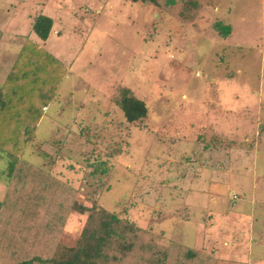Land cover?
Here are the masks:
<instances>
[{
    "label": "rangeland",
    "instance_id": "rangeland-1",
    "mask_svg": "<svg viewBox=\"0 0 264 264\" xmlns=\"http://www.w3.org/2000/svg\"><path fill=\"white\" fill-rule=\"evenodd\" d=\"M25 41L65 74L21 154L0 150V203L23 160L64 189L61 244L117 217L97 264H264V0H0V87Z\"/></svg>",
    "mask_w": 264,
    "mask_h": 264
},
{
    "label": "trees",
    "instance_id": "trees-1",
    "mask_svg": "<svg viewBox=\"0 0 264 264\" xmlns=\"http://www.w3.org/2000/svg\"><path fill=\"white\" fill-rule=\"evenodd\" d=\"M52 24L50 17L39 14L32 19L30 30L43 43ZM64 74L63 65L40 45L28 41L22 44L0 87V150L14 157L21 154L32 140L44 107ZM118 105L127 122L145 116L144 104L127 89L121 90ZM14 164L10 172L13 186L0 203V218L7 217L9 224L2 225L0 221V261L4 260L3 264H97L108 240L120 233L117 217L102 210L90 212L86 216L87 226L80 231L75 243L61 244L58 216L64 206L60 202L64 189L25 161L18 160ZM43 210L53 214L43 216ZM68 210L82 213L84 207L74 204ZM124 228L125 231L130 229L126 224ZM210 250L201 254L186 251L183 264H214V251ZM154 264L163 263L156 260Z\"/></svg>",
    "mask_w": 264,
    "mask_h": 264
}]
</instances>
